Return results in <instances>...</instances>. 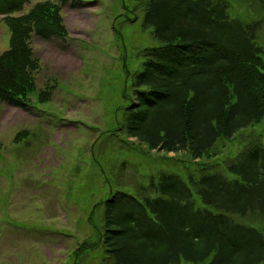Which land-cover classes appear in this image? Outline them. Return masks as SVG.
Wrapping results in <instances>:
<instances>
[{
    "label": "trees",
    "instance_id": "trees-1",
    "mask_svg": "<svg viewBox=\"0 0 264 264\" xmlns=\"http://www.w3.org/2000/svg\"><path fill=\"white\" fill-rule=\"evenodd\" d=\"M132 1L157 46L143 51L120 128L150 151L217 157L219 142L264 119L260 20L232 15L238 0ZM29 2L0 0V23L11 33L0 55V105L25 111L33 108L41 68L32 38L68 37L62 4L47 0L20 15ZM50 97L44 91L36 103ZM215 165L222 169L164 171L137 196L112 192L100 206L96 246L84 243L78 251L103 248L109 264H264V143L254 136Z\"/></svg>",
    "mask_w": 264,
    "mask_h": 264
},
{
    "label": "rangeland",
    "instance_id": "rangeland-1",
    "mask_svg": "<svg viewBox=\"0 0 264 264\" xmlns=\"http://www.w3.org/2000/svg\"><path fill=\"white\" fill-rule=\"evenodd\" d=\"M45 1L30 0L20 15ZM52 1L62 4L68 37L31 40L41 65L33 108L0 105V264H109L103 248L78 249L96 246L100 206L112 192L137 196L164 171L199 175L204 164L220 171L215 164L229 161L244 142L257 136L264 143V119L219 142L212 159L150 151L120 128L143 51L157 46L142 11L132 0ZM242 1L232 3L231 13L260 20L264 50L260 2ZM10 38L1 21L0 55ZM44 91L50 101L37 104Z\"/></svg>",
    "mask_w": 264,
    "mask_h": 264
}]
</instances>
